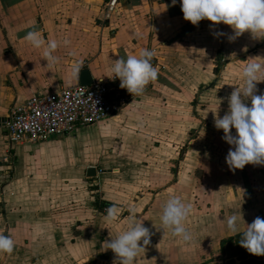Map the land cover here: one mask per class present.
<instances>
[{"label": "crops", "instance_id": "0c3cea01", "mask_svg": "<svg viewBox=\"0 0 264 264\" xmlns=\"http://www.w3.org/2000/svg\"><path fill=\"white\" fill-rule=\"evenodd\" d=\"M103 3L0 0V118L33 93L80 83L71 74L77 60L94 80L109 79L114 59L151 48L158 69L156 79L107 120L71 135L15 144L12 178L0 167V233L14 240L11 253L0 252V264H113L116 255L104 241L111 239L109 231L115 237L126 230L130 208L132 219L150 232L149 245L133 264H264V255L237 240L222 245L255 217L264 219V165L231 169L225 157L233 146L222 139L223 130L202 127L193 139V115L184 110L187 100L190 106L198 101V93L192 99L184 86L202 88V71L220 68L223 52L253 50L248 58L264 63V37L245 32L229 41L230 26L207 19L193 25L183 18L180 0H121L109 19ZM32 30L42 33L45 44L57 40V64L47 67L43 47L24 39ZM230 60L225 56L222 63ZM4 133L0 122V158L9 149ZM90 167L95 176L88 175ZM172 195L192 206L184 222L188 242L162 229L161 206ZM97 196L120 208L116 220L105 219ZM233 213L237 232L224 219Z\"/></svg>", "mask_w": 264, "mask_h": 264}, {"label": "clouds", "instance_id": "9594fccd", "mask_svg": "<svg viewBox=\"0 0 264 264\" xmlns=\"http://www.w3.org/2000/svg\"><path fill=\"white\" fill-rule=\"evenodd\" d=\"M176 2L177 0H172L173 4ZM180 7L183 18L193 25L207 19L215 24L230 26L233 32L228 35L229 41H234L245 32L255 38L264 37V0H180ZM24 39L34 48L43 47L42 57L47 61V67L58 63V57L54 54L58 47L57 40L49 38L45 44V39L38 30L28 31ZM63 44L69 45L70 41L64 39ZM69 54L75 55L71 52ZM153 56V49L141 48L137 54L114 59L110 71L114 78H119L121 88L133 96L139 95L145 86L157 77L158 69L151 62ZM80 69L81 62L77 60L71 66L72 76L78 79ZM242 76L243 83L226 97V113L220 117L216 111H212L214 126L223 130L222 139L233 146L225 157L231 169H242L246 164L264 165V92L257 94L256 89V82L264 80V63L248 59L243 66ZM249 100L250 103H246ZM233 128L235 134L232 132ZM191 207V204L184 202L180 196H170L161 206L162 229H170L173 235L181 237L185 242L190 241L192 237L184 222L191 212ZM119 213L120 208L111 204L106 209L105 219L114 221ZM129 213L126 230L115 237L109 231L111 239L104 241L105 248L111 249L116 255L113 264H117V261L119 264H133L138 254L150 243L149 228L145 227L142 221L132 219L134 208H130ZM224 219L227 228L237 232V214L233 213ZM240 234L242 238L239 243L242 247L252 254L264 255V219L255 217L251 223L246 224ZM13 248L14 240L11 234L0 233V252L11 253Z\"/></svg>", "mask_w": 264, "mask_h": 264}, {"label": "built area", "instance_id": "2783aa9c", "mask_svg": "<svg viewBox=\"0 0 264 264\" xmlns=\"http://www.w3.org/2000/svg\"><path fill=\"white\" fill-rule=\"evenodd\" d=\"M120 1L104 0V19L110 18ZM130 95L120 87L119 78H100L90 85L78 83L58 91L33 93L23 105L13 106L0 122L9 145L39 142L51 135H71L79 127L107 120L126 105ZM109 206L100 210L106 213Z\"/></svg>", "mask_w": 264, "mask_h": 264}, {"label": "rangeland", "instance_id": "374dc122", "mask_svg": "<svg viewBox=\"0 0 264 264\" xmlns=\"http://www.w3.org/2000/svg\"><path fill=\"white\" fill-rule=\"evenodd\" d=\"M251 51L253 50L234 55L225 54V52H223L222 55H220L222 58L221 62H219L221 67L218 73L215 70V72H213V68H208L202 71L201 78L206 83L202 88L198 87L197 89H195V86L193 85L184 86L185 92L189 93L192 99L194 98V94L198 93V101L195 105L190 106L188 102L189 100H187L184 104V110L187 111L186 109L189 108L191 110V114L193 115V119L191 120L192 126H190L191 128L189 127L192 138L199 135V131L202 127L214 126V115L212 111H216L220 117H222L226 113V111L228 110V100L226 99V97H228L232 90H234L236 87L240 86L243 83L242 70L243 66L248 62V57ZM209 56L210 57L208 60L210 62L216 61L217 53L214 55L210 54ZM225 56H230L231 58H233V60H230L229 63L227 62L226 64L224 62L222 63V60ZM256 61L262 63L260 60ZM218 74H220V76L216 78V75ZM263 88L264 80L256 82L257 94L264 92ZM246 103L249 102L246 101ZM211 134L212 143H214L216 134L214 131ZM188 140H190V135H188ZM4 141L7 145H9L6 142L5 133ZM14 147L15 145H9V149L7 148V153L0 158V161L6 163L5 166L0 165V167H4L8 175H10L9 178L11 177L12 170L14 169ZM211 147V152L216 155V152H218L216 146L212 145ZM79 158H81L80 160H85L86 157H83L82 154H79ZM216 158L214 157L213 159L216 160ZM62 160H65V162H67L65 158H62Z\"/></svg>", "mask_w": 264, "mask_h": 264}, {"label": "water", "instance_id": "95a60500", "mask_svg": "<svg viewBox=\"0 0 264 264\" xmlns=\"http://www.w3.org/2000/svg\"><path fill=\"white\" fill-rule=\"evenodd\" d=\"M93 80H94L93 76L91 75V72L89 69H87V68L81 69L80 74H79L80 84L90 85L93 83ZM96 172H97V169L94 167H90L88 169V175L89 176H95Z\"/></svg>", "mask_w": 264, "mask_h": 264}, {"label": "trees", "instance_id": "16d2710c", "mask_svg": "<svg viewBox=\"0 0 264 264\" xmlns=\"http://www.w3.org/2000/svg\"><path fill=\"white\" fill-rule=\"evenodd\" d=\"M219 69L220 68H216L215 71L218 73L219 72ZM109 205L108 202H106L105 200H102L100 198V196H97V200H96V206L97 208L99 209H102L104 205ZM242 238L241 234H238V235H235V236H231V237H228L226 239H223L222 240V245H224L226 242H229V241H233V240H237L239 242V240ZM237 242V243H238ZM240 245V243H238Z\"/></svg>", "mask_w": 264, "mask_h": 264}]
</instances>
